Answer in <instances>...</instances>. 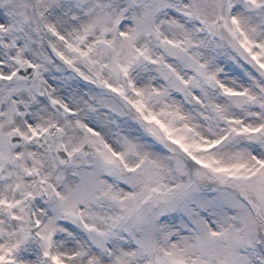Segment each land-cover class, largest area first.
I'll return each mask as SVG.
<instances>
[{
	"label": "snow or ice",
	"instance_id": "snow-or-ice-1",
	"mask_svg": "<svg viewBox=\"0 0 264 264\" xmlns=\"http://www.w3.org/2000/svg\"><path fill=\"white\" fill-rule=\"evenodd\" d=\"M0 264H264V0H0Z\"/></svg>",
	"mask_w": 264,
	"mask_h": 264
}]
</instances>
